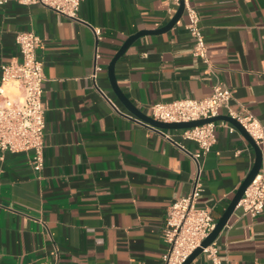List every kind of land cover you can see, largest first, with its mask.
Listing matches in <instances>:
<instances>
[{"label": "crops", "instance_id": "1", "mask_svg": "<svg viewBox=\"0 0 264 264\" xmlns=\"http://www.w3.org/2000/svg\"><path fill=\"white\" fill-rule=\"evenodd\" d=\"M189 5L200 18L208 63L193 56L184 12L170 31L128 49L115 67L119 88L151 117L153 104L205 99L224 84L232 109H247L264 127V0ZM169 6L82 0L71 19L41 4L0 5V77L3 65L21 62L16 35L33 32L41 40L46 110L41 172L32 168V152L0 151V264H164L163 228L174 202L198 183L197 206L211 209L217 222L226 211L255 162L243 136L218 129L211 152L196 161L200 148L181 129L140 124L109 81L121 46L165 27L178 9L169 14ZM216 247L224 264H264V209L252 216L237 206ZM207 262L202 254L191 264Z\"/></svg>", "mask_w": 264, "mask_h": 264}, {"label": "built area", "instance_id": "2", "mask_svg": "<svg viewBox=\"0 0 264 264\" xmlns=\"http://www.w3.org/2000/svg\"><path fill=\"white\" fill-rule=\"evenodd\" d=\"M81 1L20 0L23 5H45L71 19L78 17ZM166 1L171 5L168 7L169 14H174L181 1H184L189 19L186 29L195 40L193 56L208 63L198 13L190 7L189 0ZM6 2L7 0H0V5ZM93 30L97 41L102 40V30L99 28ZM16 43L20 49L21 62L12 61L1 67L0 151L12 154L32 152L31 165L33 170L39 173L45 166L46 127V110L43 104L45 73L43 63L37 56L41 40L33 32H20L16 35ZM96 73L92 76L93 79L96 78ZM233 100L231 90L219 83L214 87L212 95L205 99H180L172 103H156L151 105L149 110L154 120L166 124L209 120L220 116L221 110H226V115L237 120L263 151L264 127L247 109L243 110V114L235 112L231 106ZM139 123L150 127L144 122ZM218 129L240 134L236 127L223 120L182 129V139L194 142L200 148V154L193 155L196 161L211 152L217 141ZM167 139L171 138L168 136ZM202 191V185L197 183L190 194L169 207L163 228L164 241L168 245V250L163 256L164 264H184L214 231L217 220L213 217L212 210L197 206ZM238 206L252 216L263 211L264 168L261 167ZM203 254L207 258V264H224L219 256L216 241L204 248Z\"/></svg>", "mask_w": 264, "mask_h": 264}, {"label": "water", "instance_id": "3", "mask_svg": "<svg viewBox=\"0 0 264 264\" xmlns=\"http://www.w3.org/2000/svg\"><path fill=\"white\" fill-rule=\"evenodd\" d=\"M185 12V5L184 1H181L179 8L175 12V15L170 20V22L163 28L153 31H140L139 33L131 36L125 43L121 46L119 51L115 54L113 59L111 60V63L108 66V77L109 81L111 83L112 89L115 92L116 96L120 100V102L131 112L135 117H137L141 122H144L150 126V128H153L154 130H176V129H186V128H193L196 126H200L205 123L210 122H216V121H226L236 127L239 131V133L243 136L245 141L250 145V147L255 152V162L251 169V171L248 173L247 177L239 187L236 195L234 196L233 200L227 207L226 211L222 215V217L218 220L216 227L214 231L210 234V236L202 243L201 247L196 249L190 257L186 260L184 264H191L194 260H196L198 257H200L203 254V249L210 246L212 243H214L221 232L226 227L230 217L236 210L239 202L241 201L244 192L246 189L251 185L253 180L258 175L262 164H263V152L262 150L257 146L255 141L249 136V134L245 131V129L239 124V122L229 116H218L213 119L209 120H203L198 122H191V123H182V124H166L162 122H158L154 120L152 117H149L139 111L130 101L129 99L124 95V93L121 91V89L118 86L116 74H115V67L117 62L125 55V53L128 51V49L141 37L146 35H153V34H161L166 33L173 29L176 24L181 20Z\"/></svg>", "mask_w": 264, "mask_h": 264}]
</instances>
